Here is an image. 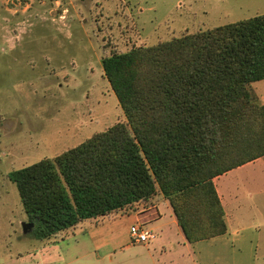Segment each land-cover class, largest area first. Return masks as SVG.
<instances>
[{
	"label": "trees",
	"instance_id": "16d2710c",
	"mask_svg": "<svg viewBox=\"0 0 264 264\" xmlns=\"http://www.w3.org/2000/svg\"><path fill=\"white\" fill-rule=\"evenodd\" d=\"M102 64L126 121L8 175L35 236L51 240L160 197L190 243L227 234L214 179L264 158V103L250 88L264 80V14Z\"/></svg>",
	"mask_w": 264,
	"mask_h": 264
},
{
	"label": "rangeland",
	"instance_id": "374dc122",
	"mask_svg": "<svg viewBox=\"0 0 264 264\" xmlns=\"http://www.w3.org/2000/svg\"><path fill=\"white\" fill-rule=\"evenodd\" d=\"M260 14L264 0H0V264H127L158 255L159 248L149 252L133 243L111 260V247L92 246L89 225L38 239L34 228L26 230L29 220L8 175L126 121L104 74L107 56ZM263 84L250 85L258 102ZM253 178L250 168L227 185L238 196L236 211L242 206L261 226L254 204L264 203V195ZM127 219L120 216L114 225L125 232ZM159 225H171L169 217ZM110 232L94 240L110 242ZM77 241L85 245L82 255L73 249ZM125 242L131 236L118 240ZM227 257L225 264H264V250L250 244L231 247Z\"/></svg>",
	"mask_w": 264,
	"mask_h": 264
},
{
	"label": "crops",
	"instance_id": "0c3cea01",
	"mask_svg": "<svg viewBox=\"0 0 264 264\" xmlns=\"http://www.w3.org/2000/svg\"><path fill=\"white\" fill-rule=\"evenodd\" d=\"M260 82L264 83V80H261ZM258 91V93L262 95L261 99L262 103H264V84ZM256 165H258V167H256ZM250 168H254V187H259V190L257 191L258 194L264 195V187L262 186V183H264V177L261 175V173H264V158H259L253 162H249L214 179L217 191L225 209L226 220L229 225V232L225 235L209 240L190 243L179 226L169 201L164 197L158 198L149 207H143L142 209L143 204H140L137 206V210L90 219L72 229L75 230L79 227L85 228V225H89L90 227L87 233L93 241L92 246H94V249L96 250L103 247H111L112 252L110 255L111 260H113V255L116 254L117 250L133 248V242H125L126 244L118 243V240L124 237L126 241L130 239V228H126L125 232H123L114 225L117 223L120 216L123 217L124 215H127V220L130 221L131 226L135 224L141 225L143 228L148 229L155 235L150 242L141 244L137 248H144L147 250H149L151 246L153 248H159L158 251L155 249L156 254L158 255L150 253V260L144 262L143 260L136 259L127 264L228 263V251L231 247L234 249L236 245L239 247H245L247 244H250L255 247L256 251L259 249L264 250V223L261 226L254 224L255 221L252 223L250 213L243 211L241 208L242 206L238 209V211H236L234 204L238 202V196H232L227 185L228 182H230V179H228L229 177L238 173L247 172ZM262 200V202H264V198H262ZM254 207L256 208V212L264 218L262 215L264 213V203H261L260 205L254 204ZM166 216L169 217L171 225H159ZM107 229L111 231L110 239L112 242L103 243L94 240L97 235L106 232ZM152 241L153 243H151ZM84 246L83 242L80 243L77 241L73 249L81 250L82 255L84 252ZM75 260H78V257L70 259L69 262H73Z\"/></svg>",
	"mask_w": 264,
	"mask_h": 264
},
{
	"label": "built area",
	"instance_id": "2783aa9c",
	"mask_svg": "<svg viewBox=\"0 0 264 264\" xmlns=\"http://www.w3.org/2000/svg\"><path fill=\"white\" fill-rule=\"evenodd\" d=\"M130 236L133 243L145 244L150 242L155 235L148 229L143 228L141 225L135 224L130 228Z\"/></svg>",
	"mask_w": 264,
	"mask_h": 264
},
{
	"label": "water",
	"instance_id": "95a60500",
	"mask_svg": "<svg viewBox=\"0 0 264 264\" xmlns=\"http://www.w3.org/2000/svg\"><path fill=\"white\" fill-rule=\"evenodd\" d=\"M30 226V227H29ZM34 227V224H29V225H27V227H26V230L28 229V228H33Z\"/></svg>",
	"mask_w": 264,
	"mask_h": 264
}]
</instances>
